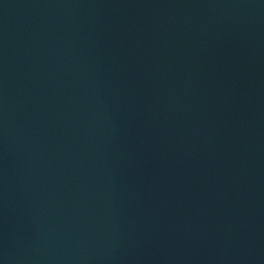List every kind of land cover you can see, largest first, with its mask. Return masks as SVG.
<instances>
[{"label": "water", "instance_id": "1", "mask_svg": "<svg viewBox=\"0 0 264 264\" xmlns=\"http://www.w3.org/2000/svg\"><path fill=\"white\" fill-rule=\"evenodd\" d=\"M0 264H264V0H0Z\"/></svg>", "mask_w": 264, "mask_h": 264}]
</instances>
